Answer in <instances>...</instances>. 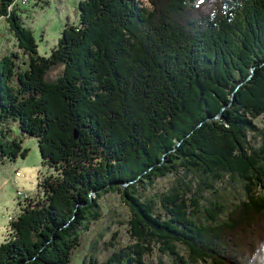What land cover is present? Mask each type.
<instances>
[{
	"label": "trees",
	"instance_id": "trees-1",
	"mask_svg": "<svg viewBox=\"0 0 264 264\" xmlns=\"http://www.w3.org/2000/svg\"><path fill=\"white\" fill-rule=\"evenodd\" d=\"M14 1L0 16L26 59L0 58V164L27 155L16 123L53 173L10 221L0 264H74L102 218L92 192L113 190L133 243L81 264H154L156 249L264 264V0H79L48 56Z\"/></svg>",
	"mask_w": 264,
	"mask_h": 264
},
{
	"label": "rangeland",
	"instance_id": "rangeland-1",
	"mask_svg": "<svg viewBox=\"0 0 264 264\" xmlns=\"http://www.w3.org/2000/svg\"><path fill=\"white\" fill-rule=\"evenodd\" d=\"M17 1L15 0L8 9L12 12L16 8L24 25L33 31L41 55L48 56L51 53L67 23H78L79 0H20V3L18 1L16 5ZM13 52H18L23 59H26L7 16L1 15L0 58ZM54 72L50 75L53 76ZM258 122L262 123L261 120ZM10 126L12 128L10 137L21 140L28 152L25 157L18 156L14 161L6 160L0 164V244L7 238L10 221L20 212L22 204L38 197L39 180H44L53 173L52 169L42 164L37 138L23 135L16 123L5 127ZM4 130L6 132L7 129L4 128ZM151 187H154L151 189L153 193L168 191L171 187V178H159ZM92 198L102 203V218L91 223L89 230L83 234L82 244L75 249L73 254L74 264H81L82 260L88 259L90 255H94L99 260H105L112 251L133 243L129 223L132 209L122 200L121 194L113 190L102 192V195L98 197L94 191ZM253 234V231H249L245 236L252 239ZM261 239L264 242V237ZM241 244L242 239L239 240V247H237L241 248ZM179 248L182 255H188L184 247ZM147 258L149 263L173 264L166 253H160L157 249Z\"/></svg>",
	"mask_w": 264,
	"mask_h": 264
}]
</instances>
